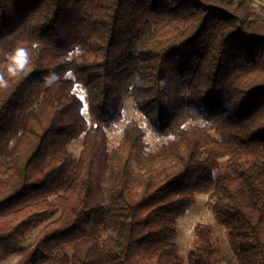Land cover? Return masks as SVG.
<instances>
[{
	"label": "trees",
	"instance_id": "trees-1",
	"mask_svg": "<svg viewBox=\"0 0 264 264\" xmlns=\"http://www.w3.org/2000/svg\"><path fill=\"white\" fill-rule=\"evenodd\" d=\"M128 98L176 139L147 152L132 122L109 152ZM199 192L237 263L264 264V15L250 0H0V262L216 264L211 226L186 259L176 241Z\"/></svg>",
	"mask_w": 264,
	"mask_h": 264
},
{
	"label": "rangeland",
	"instance_id": "rangeland-1",
	"mask_svg": "<svg viewBox=\"0 0 264 264\" xmlns=\"http://www.w3.org/2000/svg\"><path fill=\"white\" fill-rule=\"evenodd\" d=\"M252 7L259 13L261 16L264 15V0H250ZM76 92L78 96L84 102L83 113L87 119H90L89 109H88V100L87 93L81 87L77 86ZM137 122L138 125L144 131V141L146 143V151L155 153L159 151L163 145L168 141L176 139L174 136L170 137H159L147 126L145 118L139 114L134 107V99L128 98L125 101L123 117L120 122L114 125L112 128L106 130L107 141L109 145V152H112L113 149L121 145L124 131L126 127L132 123ZM197 122H188L185 125L184 129H190L194 125H197ZM199 125H202L199 124ZM83 138L75 140L69 147V149L74 153L75 156H79L83 149ZM10 156H6L2 161L1 171L10 164ZM225 169H221L218 173H222ZM101 171L100 159L96 162V177ZM107 175L104 178L103 188L108 185ZM209 194L207 192H199L196 195V201L193 206L187 211V213L178 220V237L176 239L179 245L180 256L184 259L187 258L191 250H193V239H194V229L195 226L199 223L206 224L212 227L213 229V244L217 249L215 261L216 264H238L233 251L230 246L228 230L217 223L212 211L208 208L207 202L209 200ZM37 235V232L29 237L28 244L31 243L34 237ZM27 244V245H28ZM18 259V256L12 258L8 261H1L0 264H14Z\"/></svg>",
	"mask_w": 264,
	"mask_h": 264
}]
</instances>
